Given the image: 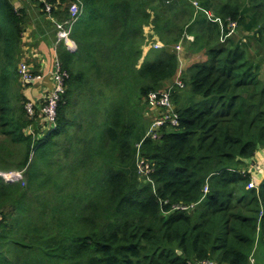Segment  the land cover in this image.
I'll list each match as a JSON object with an SVG mask.
<instances>
[{
	"label": "trees",
	"instance_id": "obj_1",
	"mask_svg": "<svg viewBox=\"0 0 264 264\" xmlns=\"http://www.w3.org/2000/svg\"><path fill=\"white\" fill-rule=\"evenodd\" d=\"M79 1L76 49L56 46L65 75L51 126L46 97L32 102L17 71L28 14L0 0V172L22 174L0 176V264H249L255 248L264 264V0H197L251 31L223 43L189 0ZM184 33L204 59L173 89L178 123L143 137L144 99L173 80ZM154 35L163 47L142 58Z\"/></svg>",
	"mask_w": 264,
	"mask_h": 264
},
{
	"label": "built area",
	"instance_id": "obj_2",
	"mask_svg": "<svg viewBox=\"0 0 264 264\" xmlns=\"http://www.w3.org/2000/svg\"><path fill=\"white\" fill-rule=\"evenodd\" d=\"M34 1L42 6V10L45 16L52 21L55 32V38L53 43V51L55 53V59L50 73L51 79L53 81V87L49 91L48 97H46V103L43 106H41L40 109L41 113L45 116L46 120L49 121L51 126H54L55 109H56L57 101L64 90L63 79L65 75V72L61 69L60 62L56 56V46L58 45L59 42H62L69 50L73 51L76 49V44L74 40L71 38L70 33L75 23L79 19L80 14L82 13L83 5L79 0L71 1L68 5V16L62 19H57L55 16L52 15V9L55 3L58 2V0H34ZM195 2H194V6L198 8L197 2L196 3ZM233 23H234L233 21H229L228 27L232 28L234 26ZM221 28H222V23H221ZM186 38L192 40V37H190V35H186ZM155 46L157 47L158 44H155ZM175 47H176L175 49H179L180 43L178 42L175 45ZM25 63L23 62L19 63L17 69L21 83L29 84L41 79L42 77L41 74L32 72V70L29 68L30 66L28 64L26 65ZM176 85L180 87L183 86L182 81L178 79L175 82L173 81L172 87ZM170 95H171V90L169 89V86L166 89H157L148 92L147 98L150 104L158 106L161 109L159 110L160 111L159 117L153 124L154 128L149 130L146 136L151 135L152 137H156L158 134V130L163 125L166 124L176 125L178 123V114L171 104ZM26 108L29 113H32L33 112L32 102H28L26 104ZM140 170L142 172H145L144 167L141 168ZM0 176H2L5 181H9V182L15 179L17 180L22 179V174L19 171L0 172ZM249 186H253V183L250 182ZM206 191H207V186L204 187V192ZM181 208H186V206H183ZM261 215H262V211H260V216ZM253 255H254V250H252L251 254L248 257L249 264H254ZM188 264H217V263H214L211 260H203V261H192L189 262Z\"/></svg>",
	"mask_w": 264,
	"mask_h": 264
},
{
	"label": "rangeland",
	"instance_id": "obj_3",
	"mask_svg": "<svg viewBox=\"0 0 264 264\" xmlns=\"http://www.w3.org/2000/svg\"><path fill=\"white\" fill-rule=\"evenodd\" d=\"M189 1L191 2L192 6L194 7L195 10H201L205 14V16L207 17L208 20H210V21H212V22H214V23H216L218 25L219 42H221V43L225 42V40H226L227 37H229V38L232 37L237 42L238 41L239 42H246V41H248V38L246 37V35H250L251 34V31H242L238 27L236 21L230 20L228 18L222 19L219 16L213 15V13L210 10H207V9H204L203 7H201V5L199 4V2L197 0H189ZM195 1L197 2L198 8H196L194 6V2ZM35 3H37V2H35ZM27 14H28V12H27ZM46 21H47V24L49 26H50V24H52V21L49 18H47ZM229 21H233L234 22L233 23L234 26L232 28L228 27V22ZM221 23H222V28H221ZM148 28H149L148 26H145V29L146 30H148ZM25 34H26V31L24 33V40L26 38ZM186 35H190V37H192V39H193V36L191 34L184 33V35L182 37H180V39L178 40V42L180 43L179 49H175L176 48L175 45L178 42H176L173 45V47L175 49V52L177 54V57H178V70H177L176 75L174 76V78H173V80L171 82H167L166 84H164L162 87L159 88V89H166L169 86V89L171 90L170 101H171V104H172V106H173L174 109H175V105H174V103L172 101V93H173V89H174L175 86L172 87L173 81L175 82L177 79L178 80H181V76H180L181 75V71L186 66H188L190 63L195 62V61H200V60H203L204 59V55L202 53L191 54V53L188 52L189 49L187 47L188 46L187 45V42L188 41H191V40L187 39L186 38ZM155 44H158V46L156 47ZM162 47H163L162 41L157 37V35H154L153 38H152V40H151V43L149 45H146V44L144 45L143 52H142V58H143L144 54L148 50H151V51L154 50V49L157 50L158 48H162ZM22 60L23 61H21V62L25 63V60L24 59H22ZM21 62H19V63H21ZM19 63H18V65H19ZM27 63H25V64L27 65ZM29 68L32 70V72L39 73L42 76L41 79H39L37 81H34L32 83H29L32 86L35 85V83H38L41 80H43V78L46 76V72H39V71H37V70H35V69L31 68V67H29ZM260 70L264 73V62L260 65ZM50 73H51V71L49 72V76H50ZM50 78H51V76H50ZM52 87H53V81L51 79V88L47 92L44 91V93L42 95H37V94L34 93L36 95L35 96L33 93H31V90L34 87H29L26 90L28 91V95L30 96L31 101L32 102H35V101L39 100L42 97H48V95H49L48 93L52 89ZM144 102H145L144 114L148 118L149 123H148V126L146 128L145 133L143 134V137L146 136V134L149 132V130H151V129L154 128L153 124L157 120V118L159 117V112H160L159 110L161 109L158 106L151 105L150 102H149V100H148V98H147V96L144 99ZM261 151L264 152V148L263 149H260L258 152H261ZM261 156H262V153H259L255 157V172H257V173L260 172V171H262V167H263L262 164L264 163L262 161ZM63 160H67V158H63ZM140 165H141V162H140V160L137 157L135 159V167L137 168V173L139 174V176H142L143 173H142V171L140 169L143 168V166L142 165L140 166ZM1 172H4V171H1ZM7 172H9V171H7ZM10 172H12V171H10ZM255 249H254V252H255ZM253 257H254V255H253ZM254 264H257V262L255 261V257H254Z\"/></svg>",
	"mask_w": 264,
	"mask_h": 264
},
{
	"label": "crops",
	"instance_id": "obj_4",
	"mask_svg": "<svg viewBox=\"0 0 264 264\" xmlns=\"http://www.w3.org/2000/svg\"><path fill=\"white\" fill-rule=\"evenodd\" d=\"M17 7H22L28 12L29 22L26 27V38L23 36V55L27 59L25 61L31 68L39 71L46 72V76L35 85L31 90V93L42 95L44 91H48L51 88V78L49 72L51 71L55 53L53 51V43L55 38L54 26L47 24V17L44 13H41L37 8L36 3L32 0H11ZM34 94V95H35ZM36 96V95H35ZM262 153V161L264 162V152ZM262 164V163H261ZM262 171L257 173L255 177L257 180L264 178V163L262 164Z\"/></svg>",
	"mask_w": 264,
	"mask_h": 264
},
{
	"label": "water",
	"instance_id": "obj_5",
	"mask_svg": "<svg viewBox=\"0 0 264 264\" xmlns=\"http://www.w3.org/2000/svg\"><path fill=\"white\" fill-rule=\"evenodd\" d=\"M177 253L180 254V250H177Z\"/></svg>",
	"mask_w": 264,
	"mask_h": 264
}]
</instances>
